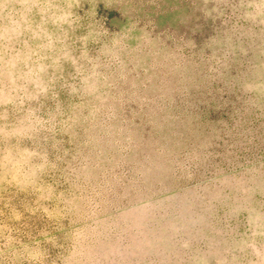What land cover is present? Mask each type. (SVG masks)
I'll use <instances>...</instances> for the list:
<instances>
[{"label":"rangeland","instance_id":"1","mask_svg":"<svg viewBox=\"0 0 264 264\" xmlns=\"http://www.w3.org/2000/svg\"><path fill=\"white\" fill-rule=\"evenodd\" d=\"M0 264H264V0H0Z\"/></svg>","mask_w":264,"mask_h":264}]
</instances>
